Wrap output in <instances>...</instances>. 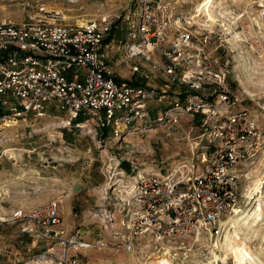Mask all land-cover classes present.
Returning a JSON list of instances; mask_svg holds the SVG:
<instances>
[{
  "label": "built area",
  "instance_id": "built-area-1",
  "mask_svg": "<svg viewBox=\"0 0 264 264\" xmlns=\"http://www.w3.org/2000/svg\"><path fill=\"white\" fill-rule=\"evenodd\" d=\"M184 3L130 0L134 6L121 19L124 43L113 35L105 43L119 17L116 14L72 23L61 9L26 2L24 9L39 11L27 13L21 22L0 18L1 126L11 128L19 121L25 123L29 116L43 119L55 111L66 115L59 129H86L95 139L107 133L116 142L129 135L134 125L176 124L182 117L196 119L201 131L196 137L190 138L192 131L186 137L190 158L178 161L164 175L149 174L143 179L134 175L132 182H124V172L116 171V164L106 179H115L110 193L123 189V196L104 217L106 225H114L109 232L117 241L115 245L101 238L88 241L78 231L70 234L60 228L57 200L0 217L1 224L18 223L32 247L45 245L38 255L16 264H79L83 254L101 250L131 254L138 239L161 246L182 240L177 247L180 250L187 245L185 239L198 243L196 237L202 235L207 241L201 247L205 253L200 260L188 262L191 246L181 254V263L202 264L211 251L216 253L214 244L228 230L227 221L235 209L241 210L240 171L253 164L262 151L264 133L257 117L240 107L225 73L210 65L199 39L205 42V31L195 29V15L179 10ZM115 49L122 52L123 63H131V73L145 79L146 73L161 68L153 58L159 55L166 61L161 70L170 80L159 88L117 80L107 63L108 52ZM173 83L181 89L174 95L170 92ZM75 121L79 123L73 124ZM109 186L103 187L105 196ZM114 214L119 217L118 225Z\"/></svg>",
  "mask_w": 264,
  "mask_h": 264
},
{
  "label": "rangeland",
  "instance_id": "rangeland-1",
  "mask_svg": "<svg viewBox=\"0 0 264 264\" xmlns=\"http://www.w3.org/2000/svg\"><path fill=\"white\" fill-rule=\"evenodd\" d=\"M180 1L185 3L179 10L189 16L195 15L193 18L197 25L195 29L205 31L203 36L206 37L205 42L203 38L199 39L203 43L210 65L225 73L230 89L241 101L240 107L257 117L258 126L264 133V0ZM26 2L31 6L36 5V2L38 5L44 3L45 9H61L66 19L72 23L81 19H94L102 14H116L119 17L113 22V38L119 39L122 43L125 42V25L121 19L124 13L134 6V4L130 6V0H0V18L21 22L26 20L27 13L39 11L33 7L24 9L22 5L25 6ZM211 14L217 19L213 24L210 23ZM194 43L197 45L198 40ZM122 58V52L117 49L108 52L107 63L119 81L159 88L164 87L170 80L161 70L166 61L157 54H154L153 58L161 68L152 74L146 73L147 79L132 74L131 63L128 65L123 63ZM179 91L180 86L173 83L170 88L172 95L173 92ZM47 115L51 117L35 119L29 116L25 122L27 127L19 126L25 125L22 121L11 128L0 125V217H10L15 209L29 211L47 204L50 200H57L61 217L71 209L77 216L94 220L109 234L111 240L103 239L109 245H115L117 241L113 233L109 232L114 225H106L104 222L107 220L104 217L113 212L112 203L123 196V189L115 190V193L111 194L115 179L110 182L106 179L109 174L114 173L116 164L119 165L116 171L124 172L122 179L124 182H132L134 180L132 176L137 174L164 175L178 161L190 158L187 135L192 131L189 135L192 138L201 132L197 128L196 119L189 121L182 117L176 124L163 122L145 128L134 125L128 130L129 135L117 142L108 138L107 133L95 139L93 134L86 132V129L81 131L73 129L72 140L67 141L65 133L62 140L58 138L59 132L63 131L59 129L63 114L50 111ZM98 138H102V141ZM69 142H72V145H68ZM2 151L7 154V158L2 156ZM107 170L110 171L107 173ZM240 174L242 176L239 178L238 193L241 196L239 213H243L241 223H250L248 215H253L252 210L264 202V147L254 163L245 166ZM108 183L110 189L105 196L103 187ZM114 217L118 225L119 217L115 214ZM18 227V223L14 226L0 223V234L11 232ZM229 228L228 226V230ZM117 230L113 229L114 232ZM228 230L226 231L229 232ZM241 230L243 231L240 234L249 247L251 258L256 256L264 264V212L255 228L256 233L244 230L243 226ZM97 238L86 240L94 241ZM138 241L131 254L110 250L91 251L83 260L79 258L78 262L148 264L161 257V253L169 248L171 264H182L181 254L191 246V254L195 255L191 257L187 253L190 256L188 262H198L205 253L201 247L207 240L205 235L197 238L198 243L187 238L184 241L187 245L180 250L177 247L182 240L178 239L163 246L154 242L147 245L141 239ZM43 247L45 248V245ZM37 252L32 253L35 255ZM55 252L59 251L55 249ZM216 253L219 254V251ZM175 254L177 256L174 258ZM232 262L233 259L227 261L228 264Z\"/></svg>",
  "mask_w": 264,
  "mask_h": 264
},
{
  "label": "crops",
  "instance_id": "crops-1",
  "mask_svg": "<svg viewBox=\"0 0 264 264\" xmlns=\"http://www.w3.org/2000/svg\"><path fill=\"white\" fill-rule=\"evenodd\" d=\"M64 119H66V115L63 114L60 120ZM22 125L23 127H27L26 123L25 125L21 124L19 126ZM64 133L66 140L71 141V136H73L74 133L72 131H68L67 129H63V131L59 132L58 138L62 140ZM71 143L72 142H69L68 145H72ZM75 192L77 193V191ZM70 200H72V197H70ZM70 200L65 199V201L68 202ZM63 215L64 216L61 217L60 213V218H62V220L59 227L64 231L68 233H74L78 231L79 234L83 235L84 238L88 240H92L97 237H101L102 239L107 241L111 240L109 234L103 231L101 225L97 224V222H95L94 220H88V218L86 217L77 216L71 209H68ZM43 245V243H40L37 246L32 247L30 238L22 235L20 233L19 227L18 229H14L11 232H2V234H0V264H16V262H18L19 260L28 258L32 254H34L32 252L38 251L36 254H39V252L44 248ZM27 254L30 255L28 256ZM86 256L87 254H83V256H80L79 258L83 260V258H85Z\"/></svg>",
  "mask_w": 264,
  "mask_h": 264
},
{
  "label": "bare ground",
  "instance_id": "bare-ground-1",
  "mask_svg": "<svg viewBox=\"0 0 264 264\" xmlns=\"http://www.w3.org/2000/svg\"><path fill=\"white\" fill-rule=\"evenodd\" d=\"M216 21H217L216 17L211 14L210 23L213 24ZM152 174H158V173H152ZM144 177L145 176H143L142 174H137L135 176L136 179H143ZM263 207H264V202H261L252 210L253 215L251 214L248 215L249 220L251 221L250 223H241V221L243 220L242 218L243 213H239L240 211L238 209H235V211L233 212L234 215H232L227 221V226L230 227L228 230L229 232L226 231L227 233H225L223 239L216 241L214 244V248H217L219 254L215 253L214 251H211L210 252L211 257H208L207 261L203 262L202 264H211L214 262L219 264L220 262L222 263L227 262L230 259H233L232 262L233 264H246L245 262H249L251 264H262L258 257L254 256L251 258V255H249V247H247V245L245 244L244 238L241 236L240 233L243 231L241 230V226L244 227V230H247L252 234L257 232L255 228L257 224L261 221V215L264 212ZM197 238L200 239V237H196V242H199L197 241ZM161 254H162L161 257H158L157 259L151 261L148 264L172 263V260L169 259V257L171 256V250L169 248L166 251L162 252ZM194 255L195 253L190 254L191 257H194ZM175 256H177V254L173 255L174 258Z\"/></svg>",
  "mask_w": 264,
  "mask_h": 264
},
{
  "label": "trees",
  "instance_id": "trees-1",
  "mask_svg": "<svg viewBox=\"0 0 264 264\" xmlns=\"http://www.w3.org/2000/svg\"><path fill=\"white\" fill-rule=\"evenodd\" d=\"M112 35H113V32L111 33L110 37L105 41V43H107L110 40V38H111ZM77 123H79V122H77Z\"/></svg>",
  "mask_w": 264,
  "mask_h": 264
}]
</instances>
